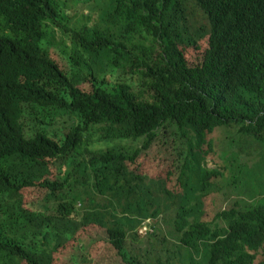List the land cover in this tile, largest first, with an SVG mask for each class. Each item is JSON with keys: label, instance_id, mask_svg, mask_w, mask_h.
<instances>
[{"label": "trees", "instance_id": "1", "mask_svg": "<svg viewBox=\"0 0 264 264\" xmlns=\"http://www.w3.org/2000/svg\"><path fill=\"white\" fill-rule=\"evenodd\" d=\"M59 36L72 43L70 76L53 63ZM232 126L262 149L247 180L264 179V0H0V264H54L89 226L125 264H155L157 252L156 264H264V180L251 204L203 220L220 173L195 152ZM160 134L183 146L180 196L127 170ZM37 185L46 193L31 212L23 190Z\"/></svg>", "mask_w": 264, "mask_h": 264}, {"label": "rangeland", "instance_id": "2", "mask_svg": "<svg viewBox=\"0 0 264 264\" xmlns=\"http://www.w3.org/2000/svg\"><path fill=\"white\" fill-rule=\"evenodd\" d=\"M84 9L87 13L85 6ZM194 15L198 26L205 25L206 20L198 10L194 11ZM58 42L61 45L51 49L52 58L70 76L74 73L72 64L69 61L73 48L71 40L65 36H59ZM63 43H68V48H63ZM197 45L198 49H193V51L187 53L190 65L200 63L204 50L208 46L206 39L201 40ZM128 74L129 72L124 73V79L128 77ZM79 79H82V77H79ZM79 87L85 92H91L93 89L91 83H84ZM100 136L101 133H98L97 136L93 137V140ZM208 139L212 143V151L208 146H205L203 151H196L195 153L203 158L205 167L216 169L220 173V176L214 179L218 190L216 189L204 200L203 220L211 222L220 211L230 208L235 201H239L242 206L251 204L255 189H259L264 179L257 169L256 178L251 181L247 180L248 172L254 170L256 163L259 161V153L262 152L256 141L251 139V136L241 135L238 132V127L232 126L216 129L208 136ZM142 144L143 141H130L128 146L134 148ZM112 146H115V144H112ZM101 147L106 148L103 144L98 146V148ZM182 150L183 146H181L176 136L169 134L167 138H163L160 134L152 148L143 154L136 164H128L127 170L131 174L135 173L143 176L150 185L160 183L163 185H161L162 187L166 186L176 192V196H180L183 194V188L178 181ZM58 167V163L51 162L50 176L54 179L58 173ZM233 177H236L235 180L237 179L235 184L233 183ZM45 193L46 190L40 185L23 190V208L33 212L38 208ZM38 199L40 202H37ZM168 201L169 199L165 200L166 203ZM154 225H157V222L154 221ZM163 228L165 232L167 225L163 224ZM146 230L145 228L141 231L142 236L145 235ZM175 242L174 239H170V247ZM82 244L89 246V248L87 247L81 251ZM160 248L161 244L158 245V249ZM159 256L160 254L157 252L155 264L158 262ZM54 259V264H125L117 250L108 242L106 230L98 226L82 228L64 249L55 254ZM163 261V264H167L165 258ZM258 261L264 262V248L259 253ZM176 262L179 263L180 260L177 259ZM21 264L28 263L22 262Z\"/></svg>", "mask_w": 264, "mask_h": 264}, {"label": "clouds", "instance_id": "3", "mask_svg": "<svg viewBox=\"0 0 264 264\" xmlns=\"http://www.w3.org/2000/svg\"><path fill=\"white\" fill-rule=\"evenodd\" d=\"M72 51H73V48H72ZM71 56V55H70ZM70 56H69V61H70V63H71V59H70ZM54 60V59H53ZM53 63H55V65L57 66H59V64L54 60L53 61ZM85 73V74H84ZM77 75L79 76V77H82V78H87V77H89V74H88V70L87 69H78V71H77ZM80 86V85H79ZM78 86V88H80ZM93 88V87H92ZM85 92V91H84ZM92 92V91H91ZM36 93V95L39 97V98H44L46 95H47V91L46 90H44V91H42V92H35ZM87 93H90V92H87ZM69 131H67V132H65V133H63V134H61L60 136H64L65 134H67ZM152 223V220H149V224H151ZM149 224H148V226L147 227H145L147 230H146V232L148 231V229H149ZM144 228V229H145Z\"/></svg>", "mask_w": 264, "mask_h": 264}]
</instances>
